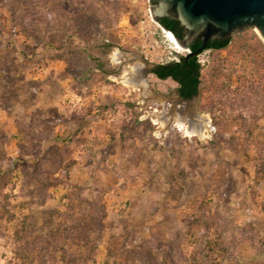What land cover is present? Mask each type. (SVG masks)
Returning <instances> with one entry per match:
<instances>
[{"label": "rangeland", "instance_id": "obj_1", "mask_svg": "<svg viewBox=\"0 0 264 264\" xmlns=\"http://www.w3.org/2000/svg\"><path fill=\"white\" fill-rule=\"evenodd\" d=\"M234 44L183 99L150 72L186 51L149 0H0V264H264V77ZM139 63L151 93L123 80ZM160 99L211 130L156 123Z\"/></svg>", "mask_w": 264, "mask_h": 264}, {"label": "water", "instance_id": "obj_2", "mask_svg": "<svg viewBox=\"0 0 264 264\" xmlns=\"http://www.w3.org/2000/svg\"><path fill=\"white\" fill-rule=\"evenodd\" d=\"M150 9L156 20L164 16L178 20L184 34L176 37L180 45L189 47L194 38L202 39L185 60L205 50L209 39H227L248 27L264 40V0H158L150 1Z\"/></svg>", "mask_w": 264, "mask_h": 264}, {"label": "trees", "instance_id": "obj_3", "mask_svg": "<svg viewBox=\"0 0 264 264\" xmlns=\"http://www.w3.org/2000/svg\"><path fill=\"white\" fill-rule=\"evenodd\" d=\"M159 22L165 28L171 30L176 37H182V28L178 20L171 18L170 16H164L159 19ZM244 33V30H242L240 32L233 33L232 36L227 39H211L209 40V43L207 44L205 49H212L217 51L226 49L230 46L231 41L236 38L238 39V42L240 41V43L242 44L234 45H236L242 51L245 58H250L253 63L254 70H252V73H257L264 77V42L256 33H253V35L246 40L245 37H241ZM241 38L243 40H241ZM199 46H201V41L190 44V48L192 50L198 48ZM110 48L111 43H106V47L104 49L105 52H107ZM233 59H218L213 62L211 66V74L213 80L216 81H214L213 83H216L218 85V88L226 87V83L222 82V79L224 77L230 78L232 76L235 56H233ZM151 71L160 79H166L168 77L176 79L179 83V93L184 98H192L198 92L202 84V76L196 56L191 57L188 62L185 61L183 56L180 61H171L168 63L156 64L151 69ZM244 86L245 84H240L239 87L244 88ZM213 98L214 97L212 95L207 100L200 102L199 108L205 109V107H207V103L212 102ZM46 156L47 158H49V163H51L53 159L55 160L54 155L51 153H47ZM202 215L207 218V215L204 211Z\"/></svg>", "mask_w": 264, "mask_h": 264}, {"label": "bare ground", "instance_id": "obj_4", "mask_svg": "<svg viewBox=\"0 0 264 264\" xmlns=\"http://www.w3.org/2000/svg\"><path fill=\"white\" fill-rule=\"evenodd\" d=\"M170 40L175 43L179 50H186V48L179 44L175 35L170 34ZM116 56L119 54L116 52ZM140 63L137 66L131 67L123 75V80L128 85L141 88L145 93H151V89L144 76L143 69ZM165 108L155 113L154 121L160 123L163 127H167L170 121H174L180 127H184L189 135L199 134L205 135L211 130V121L206 113L199 112L196 109L195 101H185L182 107L183 112H180L179 106H175L174 111L166 106V99H160ZM207 135V134H206Z\"/></svg>", "mask_w": 264, "mask_h": 264}, {"label": "built area", "instance_id": "obj_5", "mask_svg": "<svg viewBox=\"0 0 264 264\" xmlns=\"http://www.w3.org/2000/svg\"><path fill=\"white\" fill-rule=\"evenodd\" d=\"M159 24H160V26L162 27V31H163V33H164V35H165V37H167L168 39H169V41H171L170 40V34L171 35H174V33L171 31V30H169V29H167V28H165L160 22H159V20H156ZM172 42V41H171ZM174 43V42H173ZM175 44V43H174ZM186 48V52L180 57V58H178L176 61H180L181 60V58L183 57V56H185L188 52H190L191 51V49H190V47H185ZM177 51V50H176ZM199 54V53H198ZM171 62V61H170ZM162 64V63H161ZM150 72L151 73H153L151 70H150Z\"/></svg>", "mask_w": 264, "mask_h": 264}, {"label": "flooded vegetation", "instance_id": "obj_6", "mask_svg": "<svg viewBox=\"0 0 264 264\" xmlns=\"http://www.w3.org/2000/svg\"><path fill=\"white\" fill-rule=\"evenodd\" d=\"M151 1V3H156L158 0H150ZM181 26V25H180ZM182 28V27H181ZM184 34H183V28H182V36H183ZM212 39H216V38H212ZM222 39H226V38H222ZM209 40H211V39H209ZM217 40H221V39H217ZM199 41H201V44L203 43V41H202V39H200V38H194L192 41H191V43L190 44H192V43H197V42H199ZM208 43H209V41H208ZM189 47H190V45H189ZM191 49V48H190ZM191 51H192V49H191ZM198 55V54H197ZM197 55H195L196 56V58H197ZM193 57V56H192ZM191 58V57H190ZM189 58V59H190ZM185 59V58H184ZM188 59V60H189ZM188 60H185L186 62H188ZM197 62H198V60H197ZM199 63V62H198ZM199 66H200V64H199ZM199 91V90H198ZM198 93V92H197ZM196 93V94H197ZM178 94H179V96L181 97V98H183V99H188V98H184L182 95H180V93H179V90H178ZM195 94V95H196ZM194 95V96H195ZM190 99V98H189Z\"/></svg>", "mask_w": 264, "mask_h": 264}]
</instances>
